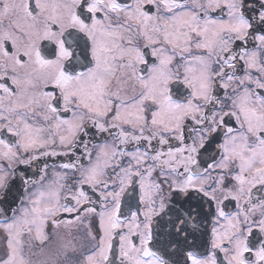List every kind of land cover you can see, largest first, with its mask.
<instances>
[{
  "label": "snow or ice",
  "instance_id": "obj_1",
  "mask_svg": "<svg viewBox=\"0 0 264 264\" xmlns=\"http://www.w3.org/2000/svg\"><path fill=\"white\" fill-rule=\"evenodd\" d=\"M0 132V264H264V0H0Z\"/></svg>",
  "mask_w": 264,
  "mask_h": 264
},
{
  "label": "flooded vegetation",
  "instance_id": "obj_2",
  "mask_svg": "<svg viewBox=\"0 0 264 264\" xmlns=\"http://www.w3.org/2000/svg\"><path fill=\"white\" fill-rule=\"evenodd\" d=\"M79 52V50H77ZM10 83V82H9ZM0 138H6L9 140L14 139L10 133L7 132H0ZM104 139H111V137L108 135V133H104L101 135H98L95 139H93V143H101ZM82 151V150H81ZM77 155H80V152H77ZM74 159V157H73ZM69 162V157L64 156H56V157H41L39 160L34 161L31 165H19L16 171V176L13 177V183H12V189L11 193L9 194V201L16 195L21 194L20 193V186H21V175L23 173H27L29 177L32 179H38L39 178V169L43 167L44 163H48L50 168L53 165H59L61 163ZM86 162V161H85ZM86 190L89 191V194L92 195L93 200H96V194L92 193L90 189L87 188ZM264 195V193H261L260 191H254L253 198L258 199L260 196ZM202 194L196 193L192 191L189 195H173V200L171 202V207L176 208L179 207L180 204L183 205V209L187 210L189 206H191L193 209H197L199 211V205L198 201H201ZM204 201L207 200V198H203ZM98 207V204L92 205ZM139 206V187L136 184H133L129 187L128 191L126 192L125 196L122 199V212L125 216L129 214V210L136 211ZM226 211H235L234 202L232 204H229L226 208ZM169 215L168 214H161V217H158L155 219L154 223V235L157 239L165 240L167 239L166 236L162 235L163 232L171 231V226L167 224ZM193 215H196L194 212ZM215 215V205L212 204L211 209L209 208L207 203H204V209L203 211L199 212V216L195 221V224L197 227V236L200 237V240H209L211 238V229L213 227V217ZM72 217L69 214H62L61 219H71ZM95 226V225H94ZM48 231H51V225L48 227ZM66 230L61 228L60 232L63 234ZM83 231V226H81V232ZM255 235H259V231L254 230ZM73 235H79V233L76 232L75 229H73ZM191 239V237L189 238ZM200 240L197 242L199 243ZM169 251H174L171 246H169ZM113 260L115 261V264H118V258H117V252H118V239H114L113 241ZM38 259L39 257H34ZM173 259L176 257L173 256ZM218 258L222 261L223 260V253L218 252Z\"/></svg>",
  "mask_w": 264,
  "mask_h": 264
}]
</instances>
